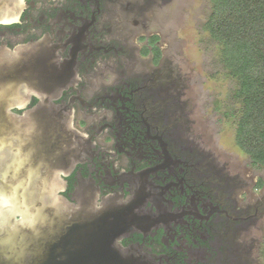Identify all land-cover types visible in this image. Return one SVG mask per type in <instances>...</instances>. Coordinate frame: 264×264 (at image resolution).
I'll list each match as a JSON object with an SVG mask.
<instances>
[{
  "label": "flooded vegetation",
  "instance_id": "obj_1",
  "mask_svg": "<svg viewBox=\"0 0 264 264\" xmlns=\"http://www.w3.org/2000/svg\"><path fill=\"white\" fill-rule=\"evenodd\" d=\"M194 1L22 0L0 24V47L30 48L32 86L71 118L50 134L57 191L85 233L108 216L116 264H264V170L222 144L235 102L206 89L205 24L202 64L187 52Z\"/></svg>",
  "mask_w": 264,
  "mask_h": 264
},
{
  "label": "water",
  "instance_id": "obj_2",
  "mask_svg": "<svg viewBox=\"0 0 264 264\" xmlns=\"http://www.w3.org/2000/svg\"><path fill=\"white\" fill-rule=\"evenodd\" d=\"M21 1L0 0V24L14 17ZM30 52L0 47V264H116L108 216L100 215L98 236L85 233L79 209L57 191L51 149L62 145L50 134L69 131L61 123L71 118L32 86ZM32 95L42 103L22 116L13 112Z\"/></svg>",
  "mask_w": 264,
  "mask_h": 264
},
{
  "label": "trees",
  "instance_id": "obj_3",
  "mask_svg": "<svg viewBox=\"0 0 264 264\" xmlns=\"http://www.w3.org/2000/svg\"><path fill=\"white\" fill-rule=\"evenodd\" d=\"M205 27L237 84L235 142L264 170V0H210Z\"/></svg>",
  "mask_w": 264,
  "mask_h": 264
},
{
  "label": "rangeland",
  "instance_id": "obj_4",
  "mask_svg": "<svg viewBox=\"0 0 264 264\" xmlns=\"http://www.w3.org/2000/svg\"><path fill=\"white\" fill-rule=\"evenodd\" d=\"M211 11V1L210 0H195L190 7V13H188L184 20H182L181 26L184 33L182 36L188 42L187 52L191 58H193L198 64H202L205 58L203 52L199 49L200 40H204L205 34L200 35L202 27L206 23L207 17ZM220 52L221 48L219 45L213 43L207 56H210L213 67H212V79L206 84V89L210 90L212 95L215 97L216 104L218 105L220 101H224L226 97H231L232 92L235 90L237 84L234 80L229 78L226 71L220 67ZM231 100V99H230ZM215 104V105H216ZM232 105V104H231ZM235 111L238 109L239 105H233ZM235 122L229 121V123L222 124V144L225 145L230 152L234 151L233 146H236L235 142ZM238 149V147L236 146ZM240 157L242 159L248 160V157L240 149ZM264 175V171L260 172Z\"/></svg>",
  "mask_w": 264,
  "mask_h": 264
}]
</instances>
